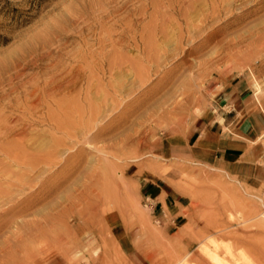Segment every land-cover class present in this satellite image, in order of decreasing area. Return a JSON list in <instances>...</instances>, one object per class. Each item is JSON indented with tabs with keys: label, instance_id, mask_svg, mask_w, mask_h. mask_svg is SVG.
Wrapping results in <instances>:
<instances>
[{
	"label": "rangeland",
	"instance_id": "1",
	"mask_svg": "<svg viewBox=\"0 0 264 264\" xmlns=\"http://www.w3.org/2000/svg\"><path fill=\"white\" fill-rule=\"evenodd\" d=\"M236 79L264 111V0H0V264H264V159L152 155ZM146 171L187 199L174 235Z\"/></svg>",
	"mask_w": 264,
	"mask_h": 264
},
{
	"label": "crops",
	"instance_id": "2",
	"mask_svg": "<svg viewBox=\"0 0 264 264\" xmlns=\"http://www.w3.org/2000/svg\"><path fill=\"white\" fill-rule=\"evenodd\" d=\"M252 94L245 80H234L214 95L213 111L185 139L156 144L152 155L222 170L259 164L264 159V111L253 106ZM173 181L170 172L162 176L146 171L140 179L143 202L167 236L176 234L184 223L187 207Z\"/></svg>",
	"mask_w": 264,
	"mask_h": 264
},
{
	"label": "bare ground",
	"instance_id": "3",
	"mask_svg": "<svg viewBox=\"0 0 264 264\" xmlns=\"http://www.w3.org/2000/svg\"><path fill=\"white\" fill-rule=\"evenodd\" d=\"M42 197V196H41ZM69 217V216H68ZM70 218V217H69ZM35 231V230H34ZM44 236V235H43ZM60 239V238H59ZM63 239V237H62ZM61 239V240H62ZM61 242V241H60ZM213 249L211 248H207V247H202L201 250L203 251V253L206 255V257L208 258V260L212 263V264H228L226 261L222 260L218 254H217V249L218 247L213 243L212 244ZM202 253V252H201ZM226 254H230L229 249H226ZM178 261V260H177ZM185 263V261H182ZM179 264H183V263H179Z\"/></svg>",
	"mask_w": 264,
	"mask_h": 264
}]
</instances>
